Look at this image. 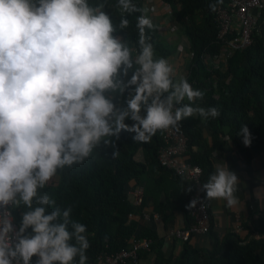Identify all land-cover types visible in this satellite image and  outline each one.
Listing matches in <instances>:
<instances>
[{"label": "clouds", "instance_id": "obj_1", "mask_svg": "<svg viewBox=\"0 0 264 264\" xmlns=\"http://www.w3.org/2000/svg\"><path fill=\"white\" fill-rule=\"evenodd\" d=\"M117 6L122 14L141 11L132 0H117ZM105 7L89 0H0V213L11 206L27 209L18 229L12 220L0 221V264H33V258L35 264H77V257L86 264V226L71 219L70 207L61 209L40 190L59 170L82 164L101 143L118 155L112 138L118 140L122 131L147 143L157 132L179 130L193 116L204 121L220 116L218 108L197 104L203 91L186 79L174 81L169 61L155 57L145 35L151 22L143 11L137 51L116 35ZM209 7L216 10L215 4ZM128 23L122 15L119 28ZM181 35L188 70L189 43ZM129 89L126 107H118L115 94ZM238 135L251 145L247 126ZM214 168L201 185L205 199L238 205L237 175L224 163Z\"/></svg>", "mask_w": 264, "mask_h": 264}, {"label": "trees", "instance_id": "obj_2", "mask_svg": "<svg viewBox=\"0 0 264 264\" xmlns=\"http://www.w3.org/2000/svg\"><path fill=\"white\" fill-rule=\"evenodd\" d=\"M160 1L169 6L172 20L189 43L191 58L184 79L194 89L205 93L197 104L204 108L216 107L220 111V116L216 119L204 121L196 115L181 121L179 130L174 129L186 138L184 161L200 167L202 185L214 172L215 151H221L223 159L231 166L235 165L233 148L242 155L246 168L258 156H262L264 160V10L251 45L233 53L225 70L212 68V72H208L201 59L202 54L215 56L223 47L216 40L217 27L213 20L215 11L209 5L215 4L217 8L225 0L222 3L217 0ZM101 2L106 4L104 10L110 14L117 27L116 35L138 51L140 33L137 18L142 15L144 0H132L141 10L132 14H122L117 0H89L92 6ZM122 15L129 22L128 27L123 30L119 28ZM145 35L153 45L156 58L169 56L170 47L156 37V28L152 24L150 28L145 27ZM131 91L129 89L123 96L115 94L118 107H126L125 101ZM125 123L131 125L133 122L126 120ZM242 126H247L251 133L249 147L241 143L242 137L238 135ZM206 132L211 142H208ZM134 135L122 131L118 140L112 138L118 150L115 157L112 155L113 148H105L101 143L82 164L59 170L57 176L40 190L42 194L47 193L55 199L56 206L61 209L70 207L71 219L86 226L90 244L86 251V264H102L98 261L101 257L128 250L133 240L150 243L148 252H139V262L152 260L150 264H264V212L260 214L254 230L243 226V237L242 233L237 236L230 232L220 238L212 228L205 236L212 242L210 249L198 250L188 242L182 245L177 254L172 249L167 253L166 236L173 227V213L182 214L186 229L192 226L187 200L193 187L183 178L159 166L157 152L163 144V132H157L147 143L135 142ZM133 182V192L143 190L140 206L134 205L133 196H129L127 191ZM189 187L190 192L187 191ZM162 193L165 196L164 203L159 202ZM202 196L209 207L204 191ZM148 201H152L154 205L153 210L161 220L162 230H157L154 223L148 224L141 218ZM26 210L21 206L13 211L18 228L22 213ZM209 214L211 216L210 212ZM135 216L139 220L130 219ZM172 242V248L175 249L177 241ZM78 259L77 257V264Z\"/></svg>", "mask_w": 264, "mask_h": 264}, {"label": "built area", "instance_id": "obj_3", "mask_svg": "<svg viewBox=\"0 0 264 264\" xmlns=\"http://www.w3.org/2000/svg\"><path fill=\"white\" fill-rule=\"evenodd\" d=\"M151 2L152 0H144L143 8L146 10H143L144 13L147 12L146 5ZM160 8L164 12L161 17V23L167 27L166 29L162 28V31L175 29V26L171 27V11L169 6L160 2ZM263 10L264 0H227L226 3L224 2L216 8L213 19L217 27L216 40L223 47L215 56L202 55V60L209 69L224 70L228 59L235 51H241L251 45L260 13ZM148 11H152V8L149 7ZM185 150L186 138L183 134L174 129L163 132V144L157 152L159 166L183 178L193 187V192L187 200L188 216L192 222L191 228L175 227L170 229L166 236L167 241H177L181 244L190 242L196 236H207L212 229L211 217L202 196V171L200 167L190 165L184 161L183 153ZM142 195L143 191L141 189L133 192L132 202L135 206L141 205ZM193 200L197 202L195 207L190 208L189 205ZM15 208V206H11L9 212L0 213V221L5 218L12 220L14 227L18 229L13 216ZM141 218L149 224L159 221L158 215L146 212H142ZM241 232L242 228L239 223L234 227L232 233L238 236ZM149 245V242L133 240L128 250H123L112 256L101 257L98 261L102 262V264H138L139 252H148L150 249Z\"/></svg>", "mask_w": 264, "mask_h": 264}, {"label": "crops", "instance_id": "obj_4", "mask_svg": "<svg viewBox=\"0 0 264 264\" xmlns=\"http://www.w3.org/2000/svg\"><path fill=\"white\" fill-rule=\"evenodd\" d=\"M151 3L154 5V7L150 3L147 4V12L145 13V16L156 28V37L158 39L162 40L168 46L175 45L174 47H176V49H170L169 56L166 59L174 69V81H179L180 79H184L187 70L186 56L188 52L185 51V41L182 39L180 28H178V25L174 21L172 25L176 27L175 29L162 31V28L166 29L167 27L161 23V17L163 16L164 12L160 8V0H152ZM149 7L152 8V11H148ZM205 136H207L208 142H211L208 132L205 133ZM230 146L233 147L232 145ZM233 150L235 151L232 153L233 159L235 161L234 166H231L223 159V153L221 151H215L213 153L214 165H219L221 163L226 164L229 167V170L235 172L238 180L240 181L237 186L238 190L235 193L239 200L238 205L229 208L226 205V201L222 199L209 201L208 208L213 221V230L219 235L220 238H222L227 233L233 232L234 227L239 223L241 224L242 230H244V225H246L250 230H254L260 214L264 212V160L262 156H258L257 158L253 159L251 165L246 168L242 155L236 150V148H233ZM133 185H135L134 182L130 183L129 189L127 190L129 196L133 195V191L131 190ZM164 201L165 196L162 193L160 195L159 202L164 203ZM153 207L154 205L152 201H148V206L145 210H143V212L149 214L154 213ZM131 219L137 221L139 220V217L135 216L131 217ZM160 221L161 220L159 219L158 222L154 223L157 230H162V224L160 225ZM175 227L185 228L183 216L180 213H173L172 228ZM243 236L244 232L241 234V237ZM172 244V241H167L165 249L167 253H170L173 250V253L177 254L181 250L183 244L178 242L175 243V249L172 248ZM190 245L198 250H208L211 248L212 242L208 237L196 236L191 239ZM151 261H140L139 264H150Z\"/></svg>", "mask_w": 264, "mask_h": 264}, {"label": "rangeland", "instance_id": "obj_5", "mask_svg": "<svg viewBox=\"0 0 264 264\" xmlns=\"http://www.w3.org/2000/svg\"><path fill=\"white\" fill-rule=\"evenodd\" d=\"M175 45H171V46H169L170 47V49H176V47H174Z\"/></svg>", "mask_w": 264, "mask_h": 264}]
</instances>
